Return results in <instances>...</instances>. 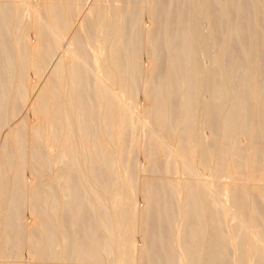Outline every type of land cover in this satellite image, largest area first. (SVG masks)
<instances>
[{"label":"bare ground","instance_id":"bare-ground-1","mask_svg":"<svg viewBox=\"0 0 264 264\" xmlns=\"http://www.w3.org/2000/svg\"><path fill=\"white\" fill-rule=\"evenodd\" d=\"M88 261L264 264V0H0V264Z\"/></svg>","mask_w":264,"mask_h":264},{"label":"rangeland","instance_id":"rangeland-1","mask_svg":"<svg viewBox=\"0 0 264 264\" xmlns=\"http://www.w3.org/2000/svg\"><path fill=\"white\" fill-rule=\"evenodd\" d=\"M102 228H98V233H100L101 234V237L100 238H102L103 237V235H102ZM63 239V237L61 236V240ZM63 248H65V246H63ZM10 249H13V250H15L16 248H10ZM13 253V252H12ZM100 253L103 255V251H100ZM85 264H95V262H93V261H88V262H86ZM96 264H98V263H96ZM99 264H101V263H99Z\"/></svg>","mask_w":264,"mask_h":264}]
</instances>
